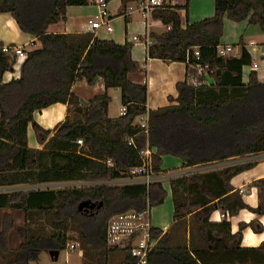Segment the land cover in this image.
<instances>
[{
  "label": "trees",
  "instance_id": "1",
  "mask_svg": "<svg viewBox=\"0 0 264 264\" xmlns=\"http://www.w3.org/2000/svg\"><path fill=\"white\" fill-rule=\"evenodd\" d=\"M120 1L126 9L140 0ZM89 3L0 0V14L11 15L24 34L41 44L27 52L20 77L10 82H5V75L14 72L18 60L12 48L0 44V189L38 188L0 194V210L5 211L0 221L3 264L38 261L41 252H61L70 240H77L86 264H108L109 255L119 251L124 255L120 264H131L128 249L107 243L110 218L129 210L143 212L147 200L151 208L159 206L167 196L162 182L151 184L149 190L143 185L42 190L44 185L119 178L126 169L141 164L140 151L147 145L154 151L153 167L158 174L163 173L165 156L178 157L183 168H191L264 152V82L256 71L250 73L247 84L243 81L244 68L253 65L252 56L245 48L239 57L219 55L225 17L236 23L247 21L264 33V0H215L214 16L193 24L187 0L185 27L179 8L165 0L154 11L153 18L171 30L150 34V58L185 64L186 72L176 84L177 96L170 97V104L149 109L148 135L137 123L146 113L148 90L129 80V74L142 70L132 58L133 45L120 46L93 33H49L51 26L66 22L68 7ZM197 48L199 60L194 55ZM200 72L202 77L197 78ZM211 78L213 83L208 85H192L194 79L209 82ZM98 79L104 81L106 93L84 104L73 86L78 81L93 86ZM112 89L120 91L126 107L125 115L116 119L108 114ZM59 103L68 106L66 121L53 131L44 130L34 114ZM30 125L45 146L43 151L28 147ZM108 160L115 163L114 168L106 165ZM256 165L249 162L175 178L176 173H170L174 224L166 232L152 231L159 242L149 264H264V242L257 248L242 247L246 229L262 232L257 220L241 224L236 234L228 220L210 221L216 211L233 217L248 210L264 216V204L250 207L231 185L233 178ZM253 186L264 194V178ZM84 201L103 206L79 210ZM17 212L24 213L25 226L17 228L21 242L11 252L9 235L16 229ZM181 228L184 236H178Z\"/></svg>",
  "mask_w": 264,
  "mask_h": 264
},
{
  "label": "crops",
  "instance_id": "2",
  "mask_svg": "<svg viewBox=\"0 0 264 264\" xmlns=\"http://www.w3.org/2000/svg\"><path fill=\"white\" fill-rule=\"evenodd\" d=\"M197 0H189V22L197 23L201 22L205 19L212 18L215 13V8H211L209 2L197 3L194 5ZM118 2V4H115ZM164 2V0H163ZM167 5L172 7L179 8L177 10L178 14L182 19L183 27L186 26V11L185 6L187 5V0H165ZM215 7V0H213ZM115 4V5H114ZM109 12L111 16V24L113 26V31L108 32L105 29H100L97 31L91 30V23L95 21H102L99 16L98 8L95 4V0H90L88 6H70L67 8V20L64 23H60L54 26H51L49 29L50 34H84V33H93L95 36L104 41H113L117 45L123 46L126 43L132 44V58L139 65L143 64L142 70L140 72L135 73L136 79L133 80L131 75L129 74V80L133 84L145 86L148 90V99H147V107L149 109H158L161 107H165L170 104V97L177 96L176 84L182 81L185 77V64L173 63L170 61H163L160 59H152L149 56V49L151 46L148 45V38H150V34H162L167 28L164 27L161 23L157 22L158 20L153 17L149 20H146L142 13L139 10L137 2L131 3L128 5L126 9H123L122 2L120 0H111L109 3ZM193 21V22H191ZM247 22V21H246ZM117 26H116V25ZM168 31V30H167ZM137 37L138 41H135L134 38ZM0 44L4 46L6 49L13 48H22L26 53L31 49H39L41 47L40 42L37 38L32 37L30 35L24 34L18 27L16 21L9 14H0ZM38 44H40L39 48H35ZM245 49L250 53V51L245 47ZM255 52V51H254ZM251 54V53H250ZM252 56V54H251ZM261 62H254L252 66L246 67L248 68V72L246 73L244 68L243 70V81L245 84L248 83L249 75L251 72L255 71L253 69L254 65H258V73L259 79L261 82H264V52L261 53ZM24 60H19L14 68L13 73H7L5 75V82H10L13 79H18L20 77V68ZM160 62L162 64H160ZM156 63H159L160 67H157ZM140 74V75H139ZM211 83H213V78L210 79ZM151 82V83H150ZM150 83V89H149ZM175 89L173 94L167 96L166 87L171 86ZM117 90V89H114ZM113 90V91H114ZM156 91L162 92L163 96L166 97V104H155L152 103L151 98H155L157 96ZM73 92H75L83 101L84 104H88L94 97L101 96L106 93V88L104 81L102 79H98L93 86H89L83 81H78L73 86ZM111 93L109 92V95ZM111 97V95H110ZM112 102V101H111ZM159 105V106H158ZM110 106L109 105V117L110 116ZM124 107H122L123 110ZM121 110V113H122ZM120 113V116H121ZM119 116V117H120ZM68 117V106L65 104H55L45 110L40 112H36L34 114V120L36 123L42 127L46 131H53L59 125L63 124ZM115 117L113 119L119 118ZM54 136V133L50 135L49 139ZM28 147L31 150L43 151L45 146L40 143L39 137L34 131L32 125L28 128ZM164 159V157H163ZM162 159V160H163ZM181 160V159H180ZM257 165L260 163H264V158L259 159ZM50 162L47 163V166L50 167ZM180 166L176 168L173 172H165L162 168L164 176L169 180L170 173H178L184 171L186 168H183L182 160L180 162ZM223 163H214L210 166H205L208 168H216L221 167ZM221 170V169H220ZM252 170V169H251ZM247 172V171H246ZM243 172L240 176H236L232 179L231 185L234 188V192H238L240 194V190H244V195H241L243 201L252 208H257L259 205L257 188L253 186V183L264 178V171L262 174L260 173H249ZM253 172V171H250ZM255 172V171H254ZM61 186V183L48 184L42 186V190H57V188ZM18 190H29L31 186H20L17 188ZM38 189V188H36ZM171 193V191H170ZM172 200V195H171ZM173 203V201H172ZM5 211L0 210V221ZM223 214H228L226 220H228L232 225V234H236L239 231V226L241 224H249L254 220H257L259 224L262 226V232L256 234L252 229L248 228L243 232V240L242 247L244 248H257L264 242V216L258 217L255 214L249 212L248 210H241L235 216H230L229 213H224L221 211H216L211 216V222L220 223L224 219L222 218ZM15 226L16 229L9 235V237L13 233L16 232L17 228H23L25 226V215L22 212H17L15 214ZM174 224V206H173V220L170 225V222L165 223V227L155 229H161L162 231H168ZM1 227V226H0ZM11 237V239H12ZM10 248V244H9ZM11 252H15L10 250Z\"/></svg>",
  "mask_w": 264,
  "mask_h": 264
},
{
  "label": "built area",
  "instance_id": "3",
  "mask_svg": "<svg viewBox=\"0 0 264 264\" xmlns=\"http://www.w3.org/2000/svg\"><path fill=\"white\" fill-rule=\"evenodd\" d=\"M109 0H95V4L99 11V16L102 21H95L91 23V30L97 31L100 29H105L108 32L113 31V26L111 24V16L109 12ZM163 0H140L137 2L140 12L142 13L143 17L146 20H149L153 17V13L156 9L163 6ZM167 30H171V26L167 27ZM135 41H138V38H134ZM148 45L152 46L153 41L151 38H148ZM254 45V43H251ZM15 51V57L17 60H24L27 57V53L22 48H13ZM233 53V48L231 47H223L219 48V55L221 57H229ZM194 55L197 60H199L200 52L199 49L194 50ZM258 65H254L253 69L255 71L258 70ZM202 77V73L200 72L197 75V78ZM208 81H197L194 79L192 81V85L195 88L200 86L208 85ZM126 107L123 108L121 115H125ZM149 108L147 107L146 113L140 116L137 119V123L140 126L142 132L146 135L149 133ZM80 146L83 145L82 141H78ZM153 157L154 151L153 149L147 145V147L140 151V159L141 164L139 166H134L126 169L121 173V177L112 179V180H104L100 182H88V183H81V182H73V183H61V186L57 188L59 189H83V188H96V187H103V188H122V187H130V186H138L143 185L149 187L153 183L162 182L164 184L172 178L171 175L169 176V180L166 179L163 173H156L153 167ZM264 158V152L258 153L252 156L238 158L239 163H256L259 159ZM233 160V159H232ZM231 161V160H229ZM221 162V163H226ZM220 163V162H219ZM106 165L110 168L115 167V163L112 160L106 161ZM213 165V164H212ZM223 166V164L221 165ZM226 168V167H224ZM221 167L216 168H208V167H191L186 168L182 172H178L175 174V177L180 176H188L193 175L195 173H201L202 171H213L218 169H224ZM31 189H36L31 187ZM29 189V190H31ZM15 191H23L18 190L17 188H2L0 189V194L2 193H12ZM28 191V190H26ZM240 195H244V190H240ZM151 211L152 208L150 207L149 201L147 200V208L143 212H138L135 210H129L126 212H122L112 216L107 225L106 231V239L107 243L110 247L117 248V249H128L130 252L131 257V264H149V258L151 253L156 249L159 238H154L152 231L155 229L152 221H151ZM228 214H223L222 218H225ZM69 248L72 251H75L80 248L78 243H73L69 245Z\"/></svg>",
  "mask_w": 264,
  "mask_h": 264
},
{
  "label": "rangeland",
  "instance_id": "4",
  "mask_svg": "<svg viewBox=\"0 0 264 264\" xmlns=\"http://www.w3.org/2000/svg\"><path fill=\"white\" fill-rule=\"evenodd\" d=\"M201 1H203L205 4L209 2L210 7L215 8L213 0H197L195 1L194 5H196L199 2L201 3ZM115 4H118V2H116ZM251 43H254V45H251ZM39 47H40V44H38L35 48H39ZM223 47L233 48V53L231 54V56H234V57L241 56L243 53V49L246 47L252 54L253 63L261 62L262 61L261 53L264 52V33L262 32L259 26L249 25L248 22L236 23V22L231 21L229 18L225 17L223 20V36L221 39L220 48H223ZM160 64L162 63L160 62ZM156 65L157 67H160L159 63H156ZM142 66L143 64L140 63L141 69H142ZM248 70L249 69L246 68L245 72L247 73ZM131 77L133 80L136 79L135 78L136 76L133 74L131 75ZM210 82L211 81L209 80V83ZM150 83H149V89H150ZM113 90L114 89L109 91L111 93L110 95H111V101H112L111 106H110V116L115 118V117L120 116L123 106H122L121 99H120V91L119 90L113 91ZM174 92H175V89L172 87V85L166 87L167 96L170 94H173ZM156 93H157V96L155 98H151L152 103L154 102L155 104H164V103L166 104V99H165L166 97L163 96V91L160 92V94L158 91H156ZM180 162L181 160L178 157L165 156L163 159L162 168L166 172H171V171L177 170L176 168H178L181 165ZM238 163H239V159L234 158L231 161H227L226 163H223V166H221V168L235 167L238 165ZM216 171H220V169ZM250 171H253V172H250ZM262 171H264V163H260L256 165L252 170H249L247 172L262 174ZM164 186L167 192V196L164 200V203L159 206L152 207V211H151L152 224L153 226L158 227V228H161V227L163 228V226L165 227V223L167 224L168 222H170V225H171L172 220H173V203L171 200V193H170L171 190H170L169 182L167 181L164 184ZM257 194H258L259 204L260 203L264 204V194L260 195L261 194L260 190L257 191ZM227 217L228 216L226 215V217L223 219L225 220L227 219ZM190 222L193 226H195L194 221L192 219L189 220V223ZM0 230H1V227H0ZM47 230L48 231L51 230L49 226H47ZM178 236H184V230L182 228L178 231ZM11 237L12 235L9 237L10 250L16 251L21 242L20 238L18 237L17 231L13 233L12 239ZM73 243H77V240L69 241L67 248L60 252V255L57 261H54L51 258L49 252L43 251L39 254L38 261H31L29 262V264H86L85 258L83 257L84 252L81 249V247L75 251H72L69 248V245ZM8 257H10V255ZM2 258H3L2 255H0V264H3ZM123 259H124V255L122 252L119 251L115 254L109 255L108 264H120L123 261Z\"/></svg>",
  "mask_w": 264,
  "mask_h": 264
},
{
  "label": "water",
  "instance_id": "5",
  "mask_svg": "<svg viewBox=\"0 0 264 264\" xmlns=\"http://www.w3.org/2000/svg\"><path fill=\"white\" fill-rule=\"evenodd\" d=\"M103 206V203H101L99 206L96 205V203H93L91 201H84L80 204L79 206V210H82L83 208H89L91 210L95 209V208H100ZM61 236V235H60ZM51 258L54 260V261H57L58 258H59V255H60V252L58 250H54V251H50L49 252Z\"/></svg>",
  "mask_w": 264,
  "mask_h": 264
}]
</instances>
